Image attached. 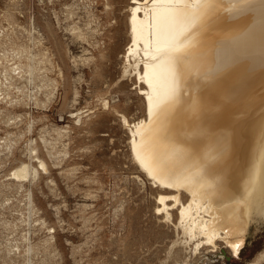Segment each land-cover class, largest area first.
I'll list each match as a JSON object with an SVG mask.
<instances>
[{"label": "rangeland", "instance_id": "374dc122", "mask_svg": "<svg viewBox=\"0 0 264 264\" xmlns=\"http://www.w3.org/2000/svg\"><path fill=\"white\" fill-rule=\"evenodd\" d=\"M106 1L0 0V264H184L120 121L144 109L122 70L129 0ZM22 162L37 173L21 183ZM252 263L264 264L260 216L238 258L188 262Z\"/></svg>", "mask_w": 264, "mask_h": 264}, {"label": "bare ground", "instance_id": "6f19581e", "mask_svg": "<svg viewBox=\"0 0 264 264\" xmlns=\"http://www.w3.org/2000/svg\"><path fill=\"white\" fill-rule=\"evenodd\" d=\"M125 12L122 70L144 109L120 121L134 169L157 191L153 214L184 264L220 248L238 258L264 219V0H129ZM36 173L22 162L11 178Z\"/></svg>", "mask_w": 264, "mask_h": 264}]
</instances>
